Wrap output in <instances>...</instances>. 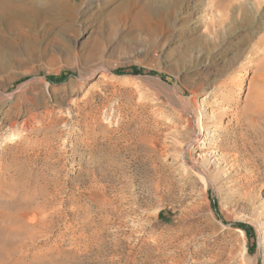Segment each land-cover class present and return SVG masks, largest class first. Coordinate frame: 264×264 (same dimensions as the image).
<instances>
[{"label": "rangeland", "instance_id": "obj_1", "mask_svg": "<svg viewBox=\"0 0 264 264\" xmlns=\"http://www.w3.org/2000/svg\"><path fill=\"white\" fill-rule=\"evenodd\" d=\"M65 1L1 36L0 208L30 210L31 264H264V161L245 192L233 160L242 134L264 153V9L214 26L209 0Z\"/></svg>", "mask_w": 264, "mask_h": 264}, {"label": "bare ground", "instance_id": "obj_2", "mask_svg": "<svg viewBox=\"0 0 264 264\" xmlns=\"http://www.w3.org/2000/svg\"><path fill=\"white\" fill-rule=\"evenodd\" d=\"M134 1L136 2V0H122V2L115 8L113 14H121L123 12L129 11L131 9ZM208 2H209V7H210V14H211L212 19H213L211 21L212 22L211 24L214 26L215 25L222 26L229 19L231 20L232 23H235V19H238L239 17H241L243 20H250L254 16V13H256L260 9H264V0H209ZM180 3H181V0H172L170 4H163V5L159 6L158 8H156V10H153L152 7L149 5V7H145L140 13L148 14V13L152 12V14H154V13L155 14H163L162 12L165 10V8H167V9L178 8V7H180ZM47 7L51 8L49 10H53V12H51V11L49 12L50 15H55L57 13L59 14V13L64 12V11H73V10L77 9V6L75 3L68 2L65 0H0V45L2 44L1 36L5 32L16 30V29L21 28V27H34V26H36V24L39 23L40 20L42 18H44L46 16V14L48 13V11H45V8H47ZM212 25H210V27H212ZM210 27H208V28H210ZM208 28H207V30H208ZM258 49L259 48H257V50ZM0 57H2V55ZM4 66H5L4 63L0 64V70L1 71L4 69ZM81 78H83V75H81ZM164 87H165V85H164ZM240 89H242V86L240 87ZM5 96L7 97L8 95H6L4 93V89H3L2 92H0V97L4 98ZM10 96L11 95L9 94V97ZM180 98H181V96H180ZM9 100L10 99H7V101L5 103H8ZM182 105H183V103H182ZM239 119H240V117H239ZM242 120H244V119H242ZM208 124L209 123L205 124L206 127H208ZM240 124H242V123L240 122ZM240 124H239V126H240ZM249 124H247V126H249ZM205 125H203V126L205 127ZM243 125H245V124L243 123ZM251 127H252V129L249 128L247 130H250V131L252 130L251 132L253 133V137L255 136V138H256V135H259V132H260L258 125L254 123ZM242 135L238 136V138H237V142H240V145L237 148L235 147L236 153L233 155V160L235 163L242 161V164L245 168V173L243 174V180H242L243 182L241 185H242V189H244L246 192L247 191L246 189H248L250 187L252 188L257 182L261 181V179H262V174H263V172L261 171L262 166L258 165V161H260V160L264 161V153H259L260 151L257 152L256 148L251 147L248 139ZM206 136H208V139L203 140V145L200 146V148L203 146H207L208 149L220 148V151H222V152L225 150L221 146L219 141L215 140L216 139L215 134H212V133L209 135L206 134ZM210 138H212V139L215 138L214 139L215 142H214V140L213 141L209 140ZM247 148H250L251 154H247V153L243 152L242 149H247ZM13 198L16 199L17 197L16 198L13 197ZM19 199H21V198H19ZM19 199H18V201H23V200H19ZM11 203H13V202H11ZM17 206L20 209V212H19V209L17 208L19 213L16 211L15 214L16 213H18V214L11 217V218H9V217L5 218L7 213L4 210H2V208H0L1 209L0 210V216L6 219V222H5V220H3V223H0V264H9V263H11V264H31V258H30V256H28L27 252H25V250H27L31 246V238L33 239V236L31 235V232H32V230H31L32 229L31 228L32 227L31 226V223H32L31 222V215L26 212L28 210L27 208H26L27 210L25 212H21V210L23 211V209L25 208L24 206H26V204L24 205V203L18 202ZM27 207H28V205H27ZM9 208H10V205L7 207V209H9ZM21 208H23V209H21ZM28 211H30V210H28ZM1 221H2V218H1ZM96 223L97 222H96V220H94V218L89 219V217H88V220L82 222L79 229L86 230L88 228H92L96 225ZM103 223L104 222H102V224ZM32 224H35V223L33 222ZM99 225L100 224H98L96 226H99ZM92 238H93V236H92ZM196 255L197 254L195 253L194 256H196ZM38 260H41V259H38ZM32 261H34V260H32ZM32 264H34V263L32 262ZM42 264H44V263H42ZM243 264H251V262L247 258H245L243 260Z\"/></svg>", "mask_w": 264, "mask_h": 264}, {"label": "trees", "instance_id": "obj_3", "mask_svg": "<svg viewBox=\"0 0 264 264\" xmlns=\"http://www.w3.org/2000/svg\"><path fill=\"white\" fill-rule=\"evenodd\" d=\"M117 73H139V70H136V69H133V70H122V71L120 70V71H117ZM65 77H66L65 75H61L60 77H49L48 79L50 81H56V80H63ZM236 225L239 228L245 230L246 233L249 236L252 234V230L247 224H245L243 222H238V223H236Z\"/></svg>", "mask_w": 264, "mask_h": 264}]
</instances>
